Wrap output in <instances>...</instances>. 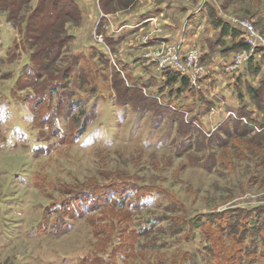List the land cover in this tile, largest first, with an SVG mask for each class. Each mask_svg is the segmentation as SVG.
<instances>
[{
	"label": "rangeland",
	"instance_id": "rangeland-1",
	"mask_svg": "<svg viewBox=\"0 0 264 264\" xmlns=\"http://www.w3.org/2000/svg\"><path fill=\"white\" fill-rule=\"evenodd\" d=\"M72 1L78 11L66 0H0V264H81L87 257L96 264L98 258L107 264H213L202 230L186 218L204 220L222 210H235L230 214L240 218L241 211L264 213V85L256 100L258 124L238 118L236 106L224 118H212L215 96L206 113L199 96L214 87L206 77L210 67L223 60L225 69L241 58L242 69L248 62L241 49L206 52L184 43L187 8L208 0H166L185 6L169 19L178 27L161 33L154 25L111 44L105 38L107 19L160 2ZM211 1L218 14L248 23L264 39V0ZM93 9L99 11L95 19L89 18ZM146 55L154 60L147 59L149 68L142 72L140 58ZM97 56L108 60L102 63ZM167 57L187 66L197 97L169 92L163 79L152 77L155 59ZM137 60L133 69L125 68ZM63 73L69 91L50 100V88ZM157 83L161 92L154 88ZM34 93L43 101L37 103ZM148 93L157 100L146 99ZM118 95L133 106L118 103ZM85 111L93 118L74 139ZM229 116L244 124L221 126ZM255 142L262 146L255 148ZM114 179L164 193L149 192L140 208L134 200L131 212L121 210L122 220L115 219L107 216L119 214L111 207L94 208L99 192H92L98 187L106 195L121 194ZM101 215L108 220H97ZM143 223L147 229L141 234ZM180 224L185 230L173 232ZM244 224L250 228L240 243L246 255L233 262L264 264L263 239L250 231L254 223ZM215 225L210 230L218 232ZM224 238L228 248L232 239Z\"/></svg>",
	"mask_w": 264,
	"mask_h": 264
},
{
	"label": "trees",
	"instance_id": "trees-1",
	"mask_svg": "<svg viewBox=\"0 0 264 264\" xmlns=\"http://www.w3.org/2000/svg\"><path fill=\"white\" fill-rule=\"evenodd\" d=\"M66 1L70 5H72L75 8V10H77V11L79 10L77 5L72 0H66ZM203 7H204V11L208 17L209 26L215 30L216 29L219 30L218 31L219 32L218 38L212 44V46H216L217 44L218 45H224L225 37H229L232 40V44L229 47H226L225 51H234V50H238V49H242V48L247 47V44L245 42V39L243 38L242 32L240 30H238L237 28L230 27L229 24L224 19H222L218 16L216 8L214 7V4L212 3L211 0L206 1L205 4H203ZM0 13H1V10H0ZM106 39L110 44L115 42L114 40H109V38H106ZM97 58H99L102 61V63H105L106 59H107L106 56H97ZM252 58H253V56L248 60L247 64L251 63ZM31 61L32 60H30V63L35 65L34 62L33 61L31 62ZM112 67L114 68L115 66H112ZM223 70H224V72L231 75V78H233V81H234L233 82V88H234V91L236 92L237 98H240L241 101H243V95L247 96L249 101L256 106L257 111H259V109H258L259 107L256 103L257 102L256 100L259 97V91L261 89V86L259 85L258 87H253L247 82V79L243 80L238 73L241 69L236 71V72H231V73L225 71V69H223ZM115 71L113 70V73L114 72H115V74L119 73L118 70H115ZM251 72H253V70ZM254 72H256V71L254 70ZM37 74L38 73H36L35 75L39 76ZM66 75H67L66 73H63L61 76L57 77V79L54 81L57 84H56V87L50 88L51 94H50V96H48V98L50 100L53 99V94H55V93L57 95V99H59V97L62 96L63 91L64 92L69 91V88L66 86L67 83L62 82L63 79H66L68 77ZM208 75H206V77H208ZM152 77L163 79L164 85L170 89L169 92L174 91L177 94H181V93L185 92L186 95L189 94L190 96H193V97L196 96L197 97V94L195 93L196 92L195 89L192 86L190 87L189 79L186 76L179 74L178 72H175V71L170 70V69L159 70V71L156 70V72L154 71V76H152ZM39 84H41V82ZM242 85L245 88V92L243 94L241 92L242 91L241 90ZM128 88L129 89H131V88L140 89L138 87H133V86H128ZM154 88H156L160 92H161V89H163L162 86H160L158 83L154 86ZM34 90L35 89H33V91ZM157 90L152 91V92L158 93ZM197 92H199V91H197ZM201 92L202 93L200 94L199 98L203 99L202 104H203V107L205 108L206 113H207L208 111H210L209 108L210 109L212 108L213 102L209 101V99L206 98L204 91H201ZM34 94L38 97L37 103L40 101H43L42 96L37 95L36 93H34ZM148 94H149V96L148 95H146L147 97L145 96L146 99L157 100L156 99L157 94H151V93H148ZM117 101L121 105H125V104L130 103L133 106V104L131 102L125 100L123 97H120L119 95L117 97ZM61 103H62V101H61ZM68 103H69V101H68ZM243 104L246 105L245 103H243ZM244 105L241 107H238L234 113L237 115L238 118H245V119L248 118V121H250L254 124H258L259 122L256 120L257 118L253 117L252 112L249 110L247 111V107L245 106L246 107L245 108ZM159 106L156 105V107H159ZM136 108H140V107H136ZM140 109H142V108H140ZM166 110H168V109H166ZM168 111H170V110H168ZM174 111L175 110H173L172 113H174ZM162 112H164V111H162ZM175 112H177V111H175ZM84 113H85V119L81 120L80 124L78 125L77 131L73 134L74 139H77L78 137H80L84 133L85 128L88 125V122H90V120H92V118H93L92 111H85ZM52 114L54 117L58 113L55 112V114L54 113H52ZM52 114H50V115H52ZM49 116L48 117L44 116V118L42 120L46 121L49 118ZM63 117L66 118V116H64V115H63ZM232 118L233 117H230V116L227 117L221 123V126L224 124L229 125L230 122L232 124H242V123L244 124V122H242V119H232ZM54 119L56 121L57 118L54 117ZM53 128L58 129V125L53 124ZM216 128L214 129V131L218 130V128L217 129ZM259 136H260V134H259ZM254 144H255V148H258L261 145L257 142H255ZM112 184L118 185L120 187V189L122 190L121 194H118V192L115 193V190H112L106 195V192H102V191H104L103 189L100 190L98 187L92 186L93 187L92 188L93 193L99 192V197H97V196L93 197V203L96 204V206L94 208L100 207L101 209H104L105 207H109V208L111 207L109 210L113 209L114 212L118 211L117 213H119V214L117 216H114L113 212L108 213L107 216H111L112 218L119 219V220L120 219L122 220V217H123V215L121 214V210L126 211V212L127 211L131 212V210L128 209V206H130V205L134 206V204H133L134 200L137 203L136 208H140L141 199H144L145 197H147L149 192L158 190L159 193H164V191L159 187L156 188V187L152 186V187L145 188L141 184H138L135 181L128 180V179H125V180L114 179ZM131 187H132V189H130ZM86 191L91 192L90 189L85 190V193H87ZM103 194L106 196H104ZM99 198L102 199L101 202H100ZM64 203L65 202L63 200V201L59 202V205L63 206ZM93 203H91L90 205H87V207H89V208L91 206V210L93 209ZM260 209L261 208H259V210H258V208H256V209H254V211L253 210L249 211V213L241 211V213L243 214V216L241 218L239 216H234L235 214H233V216L230 214L232 212L236 213L235 210H233L232 212H229V211L226 212V211L222 210L219 212L215 211V212L208 214L207 216H205L204 220H202L201 218H197V217L195 218V217H190V216H189V218L187 217L186 220L190 221L193 224V226H197L202 230V234H203L202 236L204 237V241L206 243L204 246V250L206 251L207 255L210 257L213 264H234L233 260L236 259L235 257L239 256L240 262H241L244 260L245 255H246V253L243 252V247L241 246L240 243H241L242 239H243V242L247 239V237H248V230L247 229H250V228H248V226H245L244 223H247V222L248 223L250 222L251 224L254 223L253 228H251L250 231L253 232V234H257L261 239H263V245H264V213L261 215ZM244 214H245V216H248V218H245ZM107 216L106 215L104 217H103V215L98 216L99 218H97V220H100L102 218L106 221V220H108V219H106ZM249 216H250V218H249ZM229 217H231L230 220H232V218H235V220L230 223V222H228ZM238 220H240L239 222H241V224H243L240 227V229H236V227L238 225L239 226L241 225L240 223H236L237 225L235 226V221L238 222ZM94 221H96V218ZM224 221H226V224H223ZM211 224H214V225L216 224L215 227L218 228V232L211 231L212 229L210 230L209 226H211ZM184 226H185L184 224L183 225L180 224L179 226L172 229V231L173 232H177V231L181 232V231L185 230ZM140 228H141L140 232H142L141 234H144V232L142 230L147 229L145 227V223H143L140 226ZM260 229H263V230H260ZM130 232L131 231H129V233ZM215 234L217 235L218 241L215 239ZM223 238L224 239L231 238L232 239V245L229 246L228 248L224 247L223 240H222ZM119 240H121V239H119ZM131 247H132V244H131ZM226 250L228 253L225 252ZM262 252H264V247L262 249ZM262 254H264V253H262ZM92 259L93 258L87 257V259H84V263H82L83 262L82 261L81 264H96V263H92V262H95ZM98 259L100 261V264H107V263H104V261H105L104 259H101V258H98ZM230 261H232V263ZM176 264H179V262H176Z\"/></svg>",
	"mask_w": 264,
	"mask_h": 264
},
{
	"label": "crops",
	"instance_id": "crops-1",
	"mask_svg": "<svg viewBox=\"0 0 264 264\" xmlns=\"http://www.w3.org/2000/svg\"><path fill=\"white\" fill-rule=\"evenodd\" d=\"M78 1L80 5H85L84 0ZM156 1L160 3L153 5H150V3H148L149 5L140 7L136 12L132 14L117 18L110 17L109 19H107L105 26L108 27V29L105 34V38L114 40L117 43L128 36L124 35L125 33H132V31L136 32V30L142 31L154 25L156 27V30L161 33L173 30L172 28L178 27L174 26L169 21V19L171 18V16H175L180 12H183L185 10V6L182 3H178L175 1ZM187 9L188 15L185 18V25L183 27L185 28V44L188 43L189 45L195 46L201 49V51L206 52L211 48L217 47L219 49V52L225 51V48L229 47L232 44V40L229 37H225L224 45L217 44L216 46H212V44L218 38L219 30H215L209 26L208 17L204 11V7L199 6ZM93 10V15L89 16V18L94 16L95 19L99 11L95 9ZM218 16L227 22L226 18L223 15L218 14ZM229 26L232 27L230 24ZM167 39L169 38L167 37ZM140 61H142L143 63L142 72H144V70H147L146 68H149L147 66L149 62L143 56H141ZM140 61H135V63H132V67L129 66V68H127L129 65V63L127 62V66L125 68L127 70L133 69L134 65H136V63H139ZM224 62L225 61L221 60L220 62H216V64L211 66L210 73L208 75V81L212 80L214 87L212 91L210 89L208 92H205V96L206 98L211 100L212 96L218 98V102H215L217 106L214 107V110H216L214 113H212V118L220 120L221 118L225 117L227 109L229 110L231 106L241 107L244 105L243 103H245L247 105V109L252 112V116L257 117V114L260 115V113L259 111H257L256 106L249 101L247 96L243 95V101H241L240 98H237L236 92L233 88V78H231V75L224 72L223 70V65L225 64ZM250 64H245L244 67L238 72L239 75L243 80L247 79V82L253 87L264 85V49H259L254 54ZM252 70L253 72H251ZM254 70L256 72H254ZM154 71L156 72L155 68ZM249 71L255 75L251 74V76ZM241 90L243 94L245 92V88L243 87V85L241 87Z\"/></svg>",
	"mask_w": 264,
	"mask_h": 264
},
{
	"label": "built area",
	"instance_id": "built-area-1",
	"mask_svg": "<svg viewBox=\"0 0 264 264\" xmlns=\"http://www.w3.org/2000/svg\"><path fill=\"white\" fill-rule=\"evenodd\" d=\"M226 20L232 27L237 28L242 32L243 38L245 39V42L247 44L246 48L241 49V51L245 55V60H249L252 56H254L258 49H264V39L260 36H256L253 28L248 23L239 20ZM170 56H176V53H173V55ZM143 57L148 59L149 61L153 59L149 55ZM240 61L241 58H237L236 64L226 66L225 71L231 73L240 70ZM155 62L157 65V71L170 69L175 72H178L183 76H186L189 79L191 85L196 84L194 76L187 71V66L183 65L180 59L178 60L177 58L172 59L171 57H167L164 58L162 61L155 59Z\"/></svg>",
	"mask_w": 264,
	"mask_h": 264
}]
</instances>
